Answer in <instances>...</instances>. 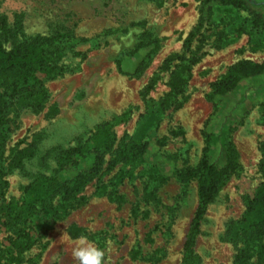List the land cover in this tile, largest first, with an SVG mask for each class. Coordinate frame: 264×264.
Masks as SVG:
<instances>
[{"label":"rangeland","instance_id":"obj_1","mask_svg":"<svg viewBox=\"0 0 264 264\" xmlns=\"http://www.w3.org/2000/svg\"><path fill=\"white\" fill-rule=\"evenodd\" d=\"M248 1L251 5L263 1L254 8L264 13V0ZM200 7L201 0H0V15L7 23V31L1 34L3 46L9 50L37 41L48 58L38 101L33 99L37 89L31 94L27 86L3 97L1 168L8 183L0 192V204L26 201L24 187L39 176H52L62 153L84 145L104 123L117 141L149 142L144 162L133 168L132 177L116 185L121 201L95 195L94 178L81 192L86 201L56 220L11 264H77L72 251L80 235L97 246L102 244L106 264H184L182 245L197 204V182L191 179L183 188L170 176L156 188L158 202H147L143 191L148 176L143 170L156 163L166 174L173 166L195 167L204 146L201 130L212 112L206 97L211 84L237 60H264V31L253 27L247 11L216 5L205 26V54L193 65L184 92L186 101L178 109L160 113L155 101L168 90L169 71L159 66L169 54L182 51L183 39L196 24ZM145 28L154 29L159 46L137 74H126L117 68L116 57ZM138 59L125 60L122 70L131 71ZM153 75H157L153 88L143 96ZM244 89L243 85L219 101L224 110L249 99L252 105L230 132L239 169L206 208L192 247L194 264H233L240 244L231 240L229 229L245 210L244 197L253 196L261 181L258 164L264 106L257 101L263 89L243 98ZM232 122L229 119L225 124ZM171 130L183 133L173 136ZM161 137H165L162 146L157 143ZM113 153L114 147L104 154L100 170V182L107 189L121 167L118 163L105 172ZM16 156L19 163L15 165ZM58 201L56 195L50 203ZM40 205L35 203V208ZM72 225L82 228V233H72ZM18 227L21 224L7 225L0 214V249L7 248Z\"/></svg>","mask_w":264,"mask_h":264},{"label":"trees","instance_id":"obj_2","mask_svg":"<svg viewBox=\"0 0 264 264\" xmlns=\"http://www.w3.org/2000/svg\"><path fill=\"white\" fill-rule=\"evenodd\" d=\"M262 2H253L251 5L248 0H201L198 20L184 37L182 51L169 54L159 66V70L169 71L168 90L155 101L160 113L169 109H178L186 101L187 95L184 92L191 78L192 67L205 54L202 50L205 26L211 18L213 8L219 4L243 8L250 15L253 27L264 31V13L254 8ZM6 31V20L0 15V122L3 97H10L16 93L17 87L27 86L31 94H34L33 92L37 89L33 99L36 101L40 99L43 94L40 89L41 74L48 65L45 50L37 41L19 43L7 50L1 41V34ZM158 46L159 39L154 29H143L138 33L131 47L119 52L116 57L117 68L126 74H137ZM135 56L139 59L132 70L123 71L124 61ZM156 79L157 75H153L144 86L143 96L153 88ZM243 85L245 86L243 98H249L248 93L252 90L263 89V96L257 102L264 106V60L261 62L246 58L237 60L211 84L206 97L212 103V112L201 130L204 146L195 167L186 166L177 169L173 166L170 174H166L156 163L143 170L148 176V182L143 191V197L147 202H158L156 188L170 176L182 183L183 188L191 179L197 182V204L182 245L184 264H194L192 247L208 204L239 169L238 152L231 140L230 132L236 124L242 122L252 105V100L249 99L242 106L237 103L227 110L221 108L219 101L226 99ZM219 117L221 120L217 123ZM229 119L234 122L226 125ZM212 121L217 124L210 126ZM182 133V130L170 131L173 136ZM1 138L0 132V192L8 183L1 168L3 159ZM164 138L157 139L158 145H164ZM113 147L114 153L107 161L105 172L112 170L118 163L121 167L114 175L110 189H107V185L100 182V170L104 162V154ZM148 150L147 140L117 141L116 135L110 131L107 123L99 126L87 138L84 145L66 149L60 156L58 168L52 176H39L34 182L24 187V192L28 196L26 201L22 204L16 201L0 204V214L5 216L7 225L21 224V227L16 230L15 237L10 238L7 248L0 249V260L3 258L4 264L17 261L18 255L32 247L56 220L83 204L86 201V195L81 192L84 186L94 178L96 180L93 190L95 195H106L111 200L121 201L122 195L116 194V185L120 184L125 177L133 176V168L144 162ZM260 150L258 169L261 181L253 196L244 197L245 210L229 229L231 240L240 244L234 255L233 264H249L252 260H255L256 264L264 263V141L260 144ZM170 158L173 159V157ZM18 163L19 157L16 156L14 164ZM127 165L130 167L126 169ZM56 195H59V201L53 205L50 200ZM35 203L41 205L35 208ZM69 229L74 234L82 233V228L75 225L70 226ZM98 247L102 249V244ZM2 253L8 255L3 257Z\"/></svg>","mask_w":264,"mask_h":264},{"label":"clouds","instance_id":"obj_3","mask_svg":"<svg viewBox=\"0 0 264 264\" xmlns=\"http://www.w3.org/2000/svg\"><path fill=\"white\" fill-rule=\"evenodd\" d=\"M72 256L77 264H106L105 251L86 235H80L76 239Z\"/></svg>","mask_w":264,"mask_h":264}]
</instances>
